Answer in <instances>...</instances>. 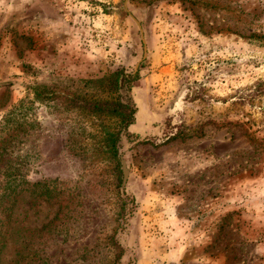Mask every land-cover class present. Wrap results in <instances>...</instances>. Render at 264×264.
Here are the masks:
<instances>
[{"label":"rangeland","instance_id":"obj_1","mask_svg":"<svg viewBox=\"0 0 264 264\" xmlns=\"http://www.w3.org/2000/svg\"><path fill=\"white\" fill-rule=\"evenodd\" d=\"M119 67L139 70L124 182L115 119L33 93L106 97L85 80ZM21 101L27 252L0 264H264L263 2L0 0V121Z\"/></svg>","mask_w":264,"mask_h":264},{"label":"trees","instance_id":"obj_2","mask_svg":"<svg viewBox=\"0 0 264 264\" xmlns=\"http://www.w3.org/2000/svg\"><path fill=\"white\" fill-rule=\"evenodd\" d=\"M138 78L139 70L133 71L119 67L100 77L85 80L86 87L107 94L106 97H97L93 94L88 96L81 93L61 97L51 86L47 85L35 86L33 93L35 99L46 103L52 110H57V106L61 105L64 108H76L98 117L115 119L116 128L111 130L106 128L104 131L103 147L107 158L115 163L119 174H121L119 142L122 136L131 135L128 128L134 123L136 112L131 89ZM25 107L22 101L19 102L7 110L0 121V262L10 243L16 245L14 248L15 256L24 258L27 252L26 248L22 246V243L25 242L24 234L26 231L22 225V213L19 206L25 190L23 184L30 182L23 176L22 168L25 164V158L19 152L15 153L13 148L23 140L22 133L26 124L24 120ZM172 137H175V134L168 139ZM36 184L31 183L30 185L35 188ZM53 192L54 190L47 187L37 195L45 194L46 198L49 199V197H53ZM111 238L114 240L113 237ZM110 244L115 252L117 251L115 258L118 260L123 249L115 241Z\"/></svg>","mask_w":264,"mask_h":264},{"label":"water","instance_id":"obj_3","mask_svg":"<svg viewBox=\"0 0 264 264\" xmlns=\"http://www.w3.org/2000/svg\"><path fill=\"white\" fill-rule=\"evenodd\" d=\"M122 166H123V167H122V170H123V182H124V180H125V178H126L127 170H126V167H125V164H124V163H123Z\"/></svg>","mask_w":264,"mask_h":264},{"label":"built area","instance_id":"obj_4","mask_svg":"<svg viewBox=\"0 0 264 264\" xmlns=\"http://www.w3.org/2000/svg\"><path fill=\"white\" fill-rule=\"evenodd\" d=\"M258 1H260V2H263V3H264V0H258Z\"/></svg>","mask_w":264,"mask_h":264}]
</instances>
